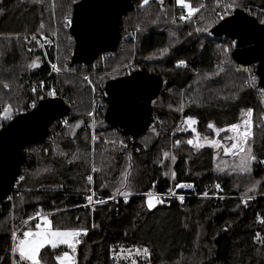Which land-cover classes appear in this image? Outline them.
Returning a JSON list of instances; mask_svg holds the SVG:
<instances>
[{"label": "trees", "instance_id": "1", "mask_svg": "<svg viewBox=\"0 0 264 264\" xmlns=\"http://www.w3.org/2000/svg\"><path fill=\"white\" fill-rule=\"evenodd\" d=\"M77 1L0 0V114L5 104L16 114L27 111L43 93L69 105L67 114L49 125L54 145L23 148L14 188L0 201V264H30L11 257L12 228L33 226L41 214L52 228L87 229L75 246V264H264V103L249 86L243 64L232 58L231 38L210 32L238 8L264 23V0H184L182 5L176 0L143 5L132 0L118 18L117 50L99 53L89 64L71 63L74 41L69 24L62 21ZM185 4L198 11L189 16ZM180 12L188 18L168 24L170 15L173 19ZM203 16L215 20L202 24L193 36L192 23ZM43 38L51 42L40 48L35 41ZM223 54L232 67L227 64L200 80L197 74L215 70ZM179 60L186 63L177 65ZM247 66L256 70V63ZM135 70L159 74L162 84L149 102L153 121L130 140L105 120L102 89ZM85 75L92 82H85ZM249 109L253 134L247 143L256 160L238 181L215 172L213 148L190 145L193 133L178 122L194 117L199 136L211 139L217 130L239 123ZM6 122L0 119V127ZM165 153L175 158L171 169ZM125 181L127 202L116 191ZM217 183L220 191L214 188ZM90 188L95 204L86 207ZM171 191L184 194L183 200L170 197ZM148 193L163 203L149 209ZM65 248L43 247L41 263L57 264L55 258Z\"/></svg>", "mask_w": 264, "mask_h": 264}, {"label": "water", "instance_id": "2", "mask_svg": "<svg viewBox=\"0 0 264 264\" xmlns=\"http://www.w3.org/2000/svg\"><path fill=\"white\" fill-rule=\"evenodd\" d=\"M131 5L132 0L75 2L69 24L74 41L71 63L89 64L99 53L116 51L121 38L118 18ZM210 32L215 37H230L232 58L243 65L256 63L257 84L264 86V23L238 8L221 18ZM161 84L159 74L142 70L109 80L102 89L107 104L105 120L133 140L153 121L149 102ZM68 111V103L60 97L40 98L32 108L15 114L0 127V201L14 188L24 160L23 148L41 143L52 121Z\"/></svg>", "mask_w": 264, "mask_h": 264}, {"label": "rangeland", "instance_id": "3", "mask_svg": "<svg viewBox=\"0 0 264 264\" xmlns=\"http://www.w3.org/2000/svg\"><path fill=\"white\" fill-rule=\"evenodd\" d=\"M176 2H177V0H176ZM177 4H183V3H177ZM226 9L228 8L229 9V7L228 6H224ZM223 7V8H224ZM219 8L222 10V6H219ZM224 10V9H223ZM255 11H257V10H255ZM64 12V11H63ZM188 12V11H187ZM258 13H261L260 11H257ZM224 13V12H223ZM222 13V14H223ZM67 14V13H66ZM65 14V16H63V18H62V21H64L65 22V20H66V18H68L69 17V15L67 14L66 15ZM262 15L261 16H264L263 15V13H261ZM229 15V13L228 14H226V16H228ZM71 16V15H70ZM219 16H221V13H220V15ZM162 18V17H161ZM203 18H204V20H202V21H199V22H197V19L198 18H195V22L194 23H192V26H193V29H192V32H194L193 33V36H195V34H198L197 32L199 31V28L202 26V24H205V25H207V24H210V23H212L213 22V20L212 19H214L215 20V18L214 17H204L203 16ZM179 18H176V16H175V14H174V16H173V19H172V15H170V22L168 23V24H173V25H177V24H179L180 22H179ZM66 23V22H65ZM198 23H201L200 25L198 24ZM165 24V23H164ZM204 25V26H205ZM170 33V32H169ZM53 37H55V35H56V32H53ZM30 39H33L32 37H30ZM45 38H43L42 40H37V41H35L37 44H39V46H40V48L41 47H43V46H45V44L46 43H48L50 40H44ZM34 40V39H33ZM51 42V41H50ZM52 42H55L54 40L52 41ZM57 49V46H55V50ZM58 49H60V50H62L61 49V47L59 46L58 47ZM63 49H64V47H63ZM58 53V52H57ZM57 53H54L55 55L57 54ZM228 58H226L225 57V55L223 54L222 55V60L217 64V68H215V70H213V71H210V73H208V72H201V73H198L197 74V76H198V78L201 80H204V79H207L208 78V76H210V75H212V74H214V72H219L220 70H219V68L220 69H222V67H224L225 65H227L228 64V60H227ZM30 63V60H28V62L26 61V62H24V65H23V67H26V65L27 64H29ZM249 65V64H248ZM130 67V66H129ZM227 67H232L231 65H227ZM251 72H252V70H251V68H250V66H248V73H247V82H248V84H249V86H251L258 94H261V98H262V101H263V103H264V90H258V89H256V85H255V82H253L252 81V79H251ZM82 79L85 81V82H89L90 83V81L92 82V79L89 77V76H87V75H85L84 77L82 76ZM93 88V86H91V93H92V100H93V104L95 103V91L92 89ZM8 108V112H7V115H5V112H4V110H5V108ZM252 113H253V111H251V115H252ZM16 114V111L15 110H11L9 107H8V105L7 104H5L4 105V107H3V110H2V112H1V114H0V119L2 120V121H7V119L6 118H8V117H13L14 115ZM245 116H244V118L239 122V123H236V124H240V125H242L243 123V121H245L246 119H249L250 120V122H251V127H250V131H251V133L253 134V126H252V117H251V115L249 116V114H248V110L245 112V114H244ZM91 118H93L94 119V121L96 120V117H95V114H94V116H93V113H91ZM94 125H95V123L93 122V120L91 121V123H90V139H91V148H90V150H91V152L92 153H90L91 154V156H92V154L94 155V148L92 147L93 146V140H94V134H93V129H94ZM185 126V125H184ZM230 126V125H229ZM229 126H227V127H224V128H222V129H219V130H217L216 131V133H215V135H214V137L213 138H211V139H204V138H201L200 136H199V134L196 132V134H198V136L196 137V136H194L195 134H194V132H191V135H192V133H193V135L191 136L192 137V141L194 142L192 145L194 146V147H201V146H204V145H207V146H209V147H212L213 148V152H214V162H213V165H214V171L215 172H217V173H219V174H223L224 176H232V178L233 179H237L238 181H240V180H242V179H245L246 177H247V174L249 173V172H241L240 170H239V164H240V157L238 156V155H232L230 152H226L225 151V149H231V144H232V140L231 139H229L230 137H236V132H234V131H232L231 129H230V127ZM186 127V126H185ZM187 128V127H186ZM192 128L193 129H195V123L194 124H192ZM196 131V130H195ZM221 136H224V139H222L221 138ZM252 136V135H251ZM250 136V137H251ZM151 138V137H150ZM199 138V139H198ZM149 139V137H146V139H144V141H147ZM197 142H198V144H197ZM199 145V146H198ZM247 146L248 147H250L249 145H248V143H247ZM92 148H93V150H92ZM251 148V147H250ZM165 158L169 161V166H170V169H171V165H172V163H173V157L171 156V155H165ZM91 159H92V168H91V171L93 170V167H94V165H93V162H94V158H92L91 157ZM252 166V163H251V165H250V167ZM95 168V167H94ZM93 172V171H92ZM124 175H126V172L124 173ZM91 176V175H90ZM117 191V190H116ZM169 196L170 197H180V196H182V194H175V193H173L172 191L170 192V194H169ZM149 197H152V198H154L153 199V203L154 204H156V199H159V197H155V196H153V194L152 193H148V196H147V200H148V198ZM146 200V201H147ZM44 217H46L47 218V216H45V215H43V214H41V216H40V218H36V221L33 223V226H32V224H29V226L27 227V228H25L24 226L23 227H21L20 229H18L17 230V228H16V225L14 224V226H13V228H12V230H14V231H12V247H11V257H13V255H18L19 256V253L18 252H13L12 251V249L16 246V244L19 242V240H21V239H24V235H23V233L25 232V231H29V230H31V231H33V232H35V231H43L44 230V227H45V225H44V220H43V218ZM48 219V218H47ZM40 226L39 228L37 227V226ZM48 227H50L53 231H55V230H67V229H69V228H52L50 225H48ZM22 229V230H21ZM13 233H15V236L13 235ZM79 237V236H78ZM78 237H76L75 239L76 240H78L77 238ZM76 244L77 243H73V247H69L68 245H66V244H61V243H57V245L56 246H58V245H64L66 248L64 249V250H62L61 252H60V254H58L57 256H56V258H55V260H56V262H57V264H61V261H63V264H69V259L68 258H70V260H71V262H72V264H75V246H76ZM45 246H50V247H53L51 244H45L43 247H45ZM42 247V248H43ZM41 248V249H42ZM40 249V250H41ZM39 253H40V251L38 252V259H39ZM65 253H67V255H68V258H65V256H64V254ZM57 257H59L60 259L58 260L57 259ZM20 258V257H19ZM28 262V261H27ZM28 263H30V262H28ZM42 264V263H41Z\"/></svg>", "mask_w": 264, "mask_h": 264}, {"label": "snow or ice", "instance_id": "4", "mask_svg": "<svg viewBox=\"0 0 264 264\" xmlns=\"http://www.w3.org/2000/svg\"><path fill=\"white\" fill-rule=\"evenodd\" d=\"M148 0H142V5L146 4ZM184 0H177V3H183ZM185 7L187 8L188 15L191 16L194 12L198 11V9L191 7L189 4H185ZM231 7V5H229ZM0 11H3L0 9ZM185 17H182V19ZM34 40L36 39V36L33 35L32 37ZM167 51V49L163 50ZM186 62L184 60L177 61V65H184ZM33 65H30V67ZM53 68H56L55 65L52 66ZM7 87V85H5ZM55 93L50 91L49 95H54ZM251 109L248 110L249 116L251 115ZM5 115H7L8 108L6 107ZM91 115V113L89 114ZM189 127H191L192 124H194L195 118L194 117H187L185 121ZM245 125V129L243 131H240V124H231L229 127L232 131L236 132V137H230L233 142L231 144V149H225L226 152H230L232 155H238L240 157V164H239V170L241 172H250L251 171V163L256 160V157L252 155L251 148L247 146L248 138L252 135L250 131L251 122L250 120H245L242 122ZM209 127H213L212 123L209 124ZM179 143V142H177ZM189 144H193L194 142L192 140L188 141ZM198 144V142H197ZM199 146V145H198ZM167 156L168 154L165 153ZM173 159H175L173 157ZM260 163H264V161H260ZM95 171V169H94ZM20 179H23L21 177ZM87 179L91 181L93 179L92 176H88ZM259 183V181H257ZM177 188L180 187H192L191 184H177ZM219 187V185H217ZM254 187V186H253ZM127 189V181L121 184L120 188L117 189V192L122 195L125 198V202H127V197L130 194ZM203 195H207L205 192ZM93 199V196L89 195L87 196V200L91 201ZM152 197H149L147 200V206L149 209H152L155 207V204L153 203ZM179 199L182 201L183 196H180ZM247 199H252L251 196H248ZM103 201H101L102 203ZM163 203L162 200L156 199V204ZM44 220V230L43 231H25L23 233L24 239L19 240V242L16 244V246L12 249L13 252H18L20 261H28L30 264H41L40 259H38V252L45 244H51L53 247L57 245V243L66 244L69 247H73V243H79V240H76L75 238L80 235L81 232L86 233L87 229H67V230H55L53 231L49 225V221L46 217L43 218ZM40 227L39 225L37 226ZM15 236V233H13ZM140 250L137 249V254H139ZM143 253L145 256L149 255V250L145 247L143 249ZM65 258H68L67 253L64 254ZM59 260L60 258L57 257ZM69 264H72L70 258ZM61 264H63V261H61Z\"/></svg>", "mask_w": 264, "mask_h": 264}, {"label": "built area", "instance_id": "5", "mask_svg": "<svg viewBox=\"0 0 264 264\" xmlns=\"http://www.w3.org/2000/svg\"><path fill=\"white\" fill-rule=\"evenodd\" d=\"M185 14H183V12H180V13H178L177 14V18H182V17H185V18H188V16H184ZM70 20H71V16H69L68 18H66V20H65V22L67 23V24H70ZM53 66V65H52ZM51 66V68H53ZM240 68H242L243 70H245L247 73H248V66L247 65H240ZM251 79H252V81L253 82H255V85H258L257 83H258V76H257V74H256V70L255 71H253V72H251ZM45 94L43 93L42 95H41V98H45ZM12 117H8V118H6L7 119V121L8 120H10ZM186 118L187 117H181L180 119H179V122H178V124H181L182 126H186L187 128V130H189V131H191V132H194V136H198V134H196V131H195V129H193L192 128V125H191V127H189L188 126V124L185 122L186 121ZM65 126H68L66 123L64 124ZM53 131H51L50 132V134L49 133H47V136L45 137V139L41 142V143H38V144H35L36 146H37V149H42L45 145H54V142H55V136H54V134L52 133ZM199 139V138H198ZM189 140H192V137H190L189 138ZM190 145H192V144H190ZM217 185H219V187H217ZM214 188L216 189V191H220V189H221V186H220V184H215L214 185ZM89 195H91V196H93V190H92V188H90L89 189V194L87 195V196H89ZM182 196H183V198H184V194H182ZM95 204V200H94V197H93V199L91 200V201H89V200H87V197L85 198V200H84V203H83V206H86V207H92L93 205ZM78 240L80 239V236L77 238Z\"/></svg>", "mask_w": 264, "mask_h": 264}, {"label": "bare ground", "instance_id": "6", "mask_svg": "<svg viewBox=\"0 0 264 264\" xmlns=\"http://www.w3.org/2000/svg\"><path fill=\"white\" fill-rule=\"evenodd\" d=\"M246 120H249V119H246ZM244 129H245V125L242 124L239 130H240V131H243ZM236 135H237V134H236Z\"/></svg>", "mask_w": 264, "mask_h": 264}, {"label": "crops", "instance_id": "7", "mask_svg": "<svg viewBox=\"0 0 264 264\" xmlns=\"http://www.w3.org/2000/svg\"><path fill=\"white\" fill-rule=\"evenodd\" d=\"M40 216H41V215H38L37 217L40 218ZM37 217H36V218H37ZM48 221H49V219H48ZM49 225H50V223H49Z\"/></svg>", "mask_w": 264, "mask_h": 264}]
</instances>
